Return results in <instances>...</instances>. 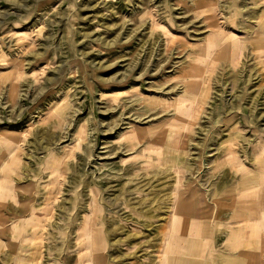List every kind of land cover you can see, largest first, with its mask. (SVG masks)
I'll use <instances>...</instances> for the list:
<instances>
[{
  "label": "rangeland",
  "instance_id": "obj_1",
  "mask_svg": "<svg viewBox=\"0 0 264 264\" xmlns=\"http://www.w3.org/2000/svg\"><path fill=\"white\" fill-rule=\"evenodd\" d=\"M0 264H264V0H0Z\"/></svg>",
  "mask_w": 264,
  "mask_h": 264
},
{
  "label": "bare ground",
  "instance_id": "obj_2",
  "mask_svg": "<svg viewBox=\"0 0 264 264\" xmlns=\"http://www.w3.org/2000/svg\"><path fill=\"white\" fill-rule=\"evenodd\" d=\"M208 12L213 14V15L210 16V19L213 18V17H214V12H215V10H214L212 4L209 5V11H208Z\"/></svg>",
  "mask_w": 264,
  "mask_h": 264
}]
</instances>
